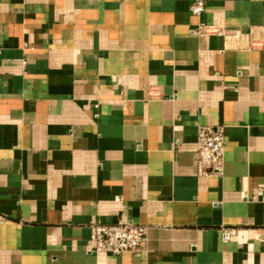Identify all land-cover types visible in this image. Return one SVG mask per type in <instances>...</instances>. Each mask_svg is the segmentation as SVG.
Here are the masks:
<instances>
[{"label":"crops","instance_id":"0c3cea01","mask_svg":"<svg viewBox=\"0 0 264 264\" xmlns=\"http://www.w3.org/2000/svg\"><path fill=\"white\" fill-rule=\"evenodd\" d=\"M192 2L0 0V264H264V0Z\"/></svg>","mask_w":264,"mask_h":264},{"label":"built area","instance_id":"2783aa9c","mask_svg":"<svg viewBox=\"0 0 264 264\" xmlns=\"http://www.w3.org/2000/svg\"><path fill=\"white\" fill-rule=\"evenodd\" d=\"M207 0H193L190 11L200 15L206 8ZM1 54V50H0ZM199 175L220 173L224 164L225 132L221 126H200L197 130ZM230 229H222V237L229 240ZM91 239L95 252L119 255L123 252H139L145 249L148 240V227L133 222L116 224H92Z\"/></svg>","mask_w":264,"mask_h":264}]
</instances>
